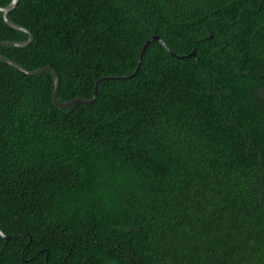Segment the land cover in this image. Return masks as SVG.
I'll use <instances>...</instances> for the list:
<instances>
[{
    "label": "trees",
    "instance_id": "1",
    "mask_svg": "<svg viewBox=\"0 0 264 264\" xmlns=\"http://www.w3.org/2000/svg\"><path fill=\"white\" fill-rule=\"evenodd\" d=\"M11 0H0L6 6ZM0 44V264H264V0H19ZM212 36V37H210ZM0 11V41H25ZM195 51V56L181 58ZM47 257V262H46Z\"/></svg>",
    "mask_w": 264,
    "mask_h": 264
},
{
    "label": "water",
    "instance_id": "2",
    "mask_svg": "<svg viewBox=\"0 0 264 264\" xmlns=\"http://www.w3.org/2000/svg\"><path fill=\"white\" fill-rule=\"evenodd\" d=\"M18 2H19V0H11L9 2V4H7L6 6H0V11L3 14L4 21L8 25L26 32L28 34V39L25 40V41H7V40H3V41H0V44H7V45H13V46H23V45H26V44L30 43L31 40H32V34H31V32L29 30H27L23 26H20V25H18L16 23L12 22L9 19V17H8L9 12H11L17 6ZM210 37H212V36H210ZM155 40L161 42L167 48V50L172 52L170 50V48L167 46V44L161 39V37H159V35H157V34L151 35L149 38H147L145 40V42L143 43V45H142V47L140 49L137 65H136V68L134 69V71L131 74L124 75V76H103V77L98 78L96 80V82H95V85H94V94H93V96L91 98H87V99L86 98H73V99H70V100H67V101L58 100L57 93H58L59 77H58V73L55 70V68H53L50 65H45V66H42V67L34 69V70H27V69L23 68L22 66H20L19 64H17L16 62H14L13 60L6 58L1 53H0V60L5 61V62H7L9 64H12L13 66L18 68L19 70H21V71H23L25 73H28V74H35V73H38V72L43 71L45 69L50 70L52 72V74H53V81H54L53 93H52L53 103L59 108H65V107H68L71 104L76 103V102H81V103H85V104L93 102L95 100L97 94H98L99 83L102 80H107V79H125V78L132 77L138 71V69L140 68L141 60H142L143 54H144L147 46L152 41H155ZM195 55H196V53L193 50L190 53L183 54V55H176V56L181 57V58H186V57L195 56ZM0 236L3 237L5 239V241H7L10 238V235L5 233V232H3L2 230H0ZM46 262H47V257H46Z\"/></svg>",
    "mask_w": 264,
    "mask_h": 264
}]
</instances>
